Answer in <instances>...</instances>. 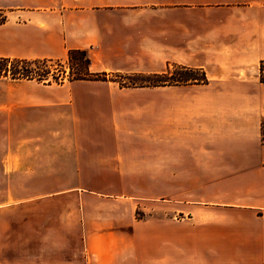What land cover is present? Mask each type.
Segmentation results:
<instances>
[{"label": "crops", "instance_id": "0c3cea01", "mask_svg": "<svg viewBox=\"0 0 264 264\" xmlns=\"http://www.w3.org/2000/svg\"><path fill=\"white\" fill-rule=\"evenodd\" d=\"M0 9L3 57L78 49L91 72L176 64L206 76L129 87L0 78V264H264V0H0ZM54 173L72 176L58 191L5 192L48 189Z\"/></svg>", "mask_w": 264, "mask_h": 264}, {"label": "trees", "instance_id": "16d2710c", "mask_svg": "<svg viewBox=\"0 0 264 264\" xmlns=\"http://www.w3.org/2000/svg\"><path fill=\"white\" fill-rule=\"evenodd\" d=\"M1 10V9H0ZM5 20V15L0 16V23ZM64 62L72 63L76 65L73 68V72L70 71L69 75H63L64 71H60V74H50V70L47 67L51 65L62 66L61 59H25V58H10L0 56V78L9 77L12 80L18 79H28L35 80L44 84H61L64 82H69L73 80H101V81H114L120 86H159V85H171V84H187V83H202L206 81V76L201 68H189L185 66H180L172 64L170 66H175L184 71V74H172L168 79V70L161 73H119V72H91L89 69V58L85 50L73 49L67 52V56ZM42 66V68H40ZM38 69H41L39 71ZM199 73L200 77L191 75L193 73ZM62 73V74H61ZM50 76V78H48ZM140 77L146 78L145 81L136 82L129 81L125 83L123 81L115 80L114 78L120 79H130V78ZM142 77V78H141ZM167 78V79H164ZM133 80V79H131ZM122 82V83H121ZM261 137L264 143V119L261 122Z\"/></svg>", "mask_w": 264, "mask_h": 264}, {"label": "rangeland", "instance_id": "374dc122", "mask_svg": "<svg viewBox=\"0 0 264 264\" xmlns=\"http://www.w3.org/2000/svg\"><path fill=\"white\" fill-rule=\"evenodd\" d=\"M6 13V10H0V16H2V15H4L5 13ZM61 64H62V66H55V65H51L50 67H47V70L49 69L50 70V74L52 75V74H60V71L62 70V71H64L65 73H63V75H69V73H70V71H74L73 70V68H75L76 67V65L74 64V62H72V63H67V62H64V59H61ZM40 68H42V66H40ZM39 71H41V69H38ZM178 73H181V74H184L185 72L184 71H180V69L179 68H177V67H175V66H170L169 67V70H168V79L170 78V76L173 74H178ZM62 74V73H61ZM191 75H194V76H196V77H200V74L199 73H197V72H195V73H193V74H191ZM48 78H50V76L48 77ZM142 78V77H141ZM167 78H165L164 77V79H167ZM5 79H10L9 77H5ZM115 80H118V81H123L124 80V82L125 83H128L129 81H136V82H142V81H145L146 80V78H142V79H140V77H135V78H130V79H127V78H124V79H120V78H114ZM131 79H133V80H131ZM11 80V79H10ZM117 83V82H116ZM122 83V82H121ZM40 175V176H39ZM39 176V177H38ZM38 178H40L41 180H45L46 181V177L44 176V174H38ZM71 176H72V174H66V173H57V174H49V177L47 178V181L51 184H49L48 186V189H45V188H41V189H32V190H25V189H21V190H19V189H13L12 188V190H5V192H6V194L8 193V195L10 194V191L11 192H15V193H17V192H21V194H20V196L18 195V194H15V197L17 196V197H25V196H27L28 194H29V191L32 193H38V194H42V193H44L45 191H48L50 188L52 189L51 191H58V190H60L58 187L57 188H54V187H56V186H62L63 184H64V182L66 181V180H70V178H71ZM92 178H94L93 177V174H86V176H84V179L85 180H87V179H92ZM102 181H104V182H108V176L107 175H105V177L104 176H102ZM62 189V188H61ZM50 191V190H49ZM14 197V198H15ZM7 199V198H6ZM51 208V210H52V212L53 213H57V212H59L60 211V208H62V205H61V203H60V201H57V202H53L52 204H50V205H48V208ZM69 207H71V206H69ZM14 216H15V220H21V218L23 217V216H25V213L23 212V211H21L20 213H15V214H8L5 218H4V221L2 220V226L3 227H11V223L12 222H10V221H8V219H13L14 218ZM136 216L137 217H140L141 215H139L137 212H136ZM6 219V220H5ZM2 227V228H3ZM15 227H27L26 225H22L21 223H18L17 222V224L15 225Z\"/></svg>", "mask_w": 264, "mask_h": 264}]
</instances>
